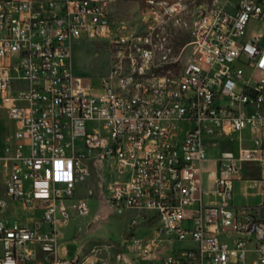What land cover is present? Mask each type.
I'll list each match as a JSON object with an SVG mask.
<instances>
[{
    "label": "built area",
    "instance_id": "2783aa9c",
    "mask_svg": "<svg viewBox=\"0 0 264 264\" xmlns=\"http://www.w3.org/2000/svg\"><path fill=\"white\" fill-rule=\"evenodd\" d=\"M114 1L0 0V110L12 123L0 137V264L91 257L79 249L68 258L58 246L62 229L90 213L75 196L94 156L120 169L110 203L140 212L118 264H264V200L235 203L238 181L247 197L264 199V177L243 175L245 163L264 170V0H203L200 17L190 0H147L142 28L130 32L113 27ZM179 21H198L191 59L178 75L162 73L171 46L159 36ZM94 38L108 39L110 52L98 84L76 72L73 57L77 41ZM128 74L136 102H127ZM225 141L236 148L214 158ZM212 159L219 170L206 190ZM10 200L41 209V221L11 222ZM145 226L152 235L140 233Z\"/></svg>",
    "mask_w": 264,
    "mask_h": 264
},
{
    "label": "rangeland",
    "instance_id": "374dc122",
    "mask_svg": "<svg viewBox=\"0 0 264 264\" xmlns=\"http://www.w3.org/2000/svg\"><path fill=\"white\" fill-rule=\"evenodd\" d=\"M191 14L197 9L203 0H190ZM147 0H115L112 3V22L114 28H125V31L140 30ZM125 26V27H123ZM168 35V44L171 52L168 62H163L158 70L162 73L178 75L183 72L187 63L191 59V52L187 44L192 39L191 34L182 28L169 26L164 32ZM74 65L77 73L92 77L95 83H99L102 77L107 76L110 65L109 41L106 38L81 39L75 43L73 48ZM12 123L4 111L0 110V137L5 139L4 134L11 130ZM226 146L214 147L211 153L218 156ZM91 174L82 183L78 184L76 198L85 197L90 206V213L87 216L77 215L62 230L61 242L58 246L67 247L68 258L77 255L81 250V258L91 256L84 264H118V255L127 247V241L131 238L130 223L138 211L123 210L113 206L108 200V184L117 177L120 169L117 163L111 159L94 156L87 161ZM246 167H249L247 164ZM216 165L214 161L204 163V182L206 187H211L215 183ZM258 165L253 167L246 176L258 174ZM263 171V170H262ZM239 185L236 184V188ZM255 189L250 188V192ZM0 196H5V184L0 180ZM260 198L237 195L235 203L237 205L254 203ZM198 207V203L190 206ZM264 216V206L261 208ZM7 218L14 222L20 221L22 224L34 225L41 221L43 211L41 209L29 210L21 204L9 201V206L5 212Z\"/></svg>",
    "mask_w": 264,
    "mask_h": 264
},
{
    "label": "crops",
    "instance_id": "0c3cea01",
    "mask_svg": "<svg viewBox=\"0 0 264 264\" xmlns=\"http://www.w3.org/2000/svg\"><path fill=\"white\" fill-rule=\"evenodd\" d=\"M249 134H250L249 130H246V131L244 132V135L246 136V138L249 137ZM248 142H249V140H248ZM221 146H222V147L226 146V148H228V149L236 148V145H235L234 143L229 142V141H225V142H223ZM212 155H213V154H212ZM213 157H214V155H213ZM216 157H217V156H216ZM216 157H214V158H216ZM209 161H214V163H215V165H216V167H217L216 170H215L214 172H215V174H217L219 168H218V165H217L216 159H212V160H209ZM247 164L249 165V167H246ZM257 165H258V164L245 163L244 166H243V175H244V178L264 177V170H263V168H262L260 165H258V168H256V170L259 171L257 175L252 176V177H251V176L249 177V176H246V175H245V174H247V172H249L251 169H253V167H255V166H257ZM262 170H263V171H262ZM203 171H204V170H203ZM214 176H215V175H214ZM236 184L239 185V187L237 186V188H236L235 198H236L237 195H243V196H246V195L244 194V185H245V182H244V181H238ZM203 186H204V189H206V190H207V189L211 190V189L214 188V185L211 186V187H206L205 182H204V174H203ZM235 187H236V186H235ZM246 197H247V196H246ZM253 198H260V200L254 202V203L247 202L246 204L258 205V204H260V203L264 200V199L261 198V197H253ZM210 199H211V198H210ZM206 200L209 201L208 197H206ZM19 222H20V221H19ZM26 225H30V224H26ZM139 231H140V233H142L143 235H146V236H150V235H152V228H151V227H146V226H145V227H141V228L139 229Z\"/></svg>",
    "mask_w": 264,
    "mask_h": 264
},
{
    "label": "bare ground",
    "instance_id": "6f19581e",
    "mask_svg": "<svg viewBox=\"0 0 264 264\" xmlns=\"http://www.w3.org/2000/svg\"><path fill=\"white\" fill-rule=\"evenodd\" d=\"M203 12V2H201L197 9L192 13V17H200V13ZM179 28L186 29L192 36V28H198V21H191V27H187V21H179ZM168 35L159 36V43H167ZM145 78H154V71L144 70ZM153 87H161V79L153 80ZM136 74H128V92L127 102H136Z\"/></svg>",
    "mask_w": 264,
    "mask_h": 264
}]
</instances>
